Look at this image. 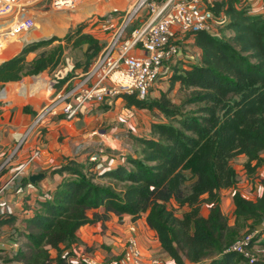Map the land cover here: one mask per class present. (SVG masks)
<instances>
[{
  "label": "trees",
  "instance_id": "obj_1",
  "mask_svg": "<svg viewBox=\"0 0 264 264\" xmlns=\"http://www.w3.org/2000/svg\"><path fill=\"white\" fill-rule=\"evenodd\" d=\"M250 1L209 4L221 19L218 32L194 34L200 61L189 68L182 63L173 66L176 75L167 79L172 83L170 91L178 86L187 93L183 106L175 107L166 95L151 101L124 96L128 108L158 110L165 121L152 123L150 135L133 137L134 153L124 156L123 164L99 173L90 158L72 159L52 171L63 180L53 198L40 202L39 210L27 220L26 245L15 262L86 264L69 262L71 253L64 256V252L77 244L83 226L100 219H90L88 212L104 208L117 217L146 215L147 225L175 264H250L228 251L239 237L221 208V193L233 189L236 221L264 222V193L256 200L245 198L237 190L233 165L239 158L247 160L251 172L264 165V13L252 12ZM83 29L81 24L63 39L26 44L19 55L0 65V82L56 70L68 46L87 47L79 65L82 73L87 72L104 45ZM259 185L264 187V179ZM203 205L209 206L207 217ZM184 209L178 218L176 212ZM259 237L264 246V229ZM51 251L57 252L56 258Z\"/></svg>",
  "mask_w": 264,
  "mask_h": 264
},
{
  "label": "crops",
  "instance_id": "obj_2",
  "mask_svg": "<svg viewBox=\"0 0 264 264\" xmlns=\"http://www.w3.org/2000/svg\"><path fill=\"white\" fill-rule=\"evenodd\" d=\"M133 4V0H79L73 9L57 10L50 5V0H43L29 9L28 14L35 20V26L19 41L22 46H6L4 50L11 51L14 58L21 53L26 44L52 38L63 39L70 30L76 29L81 24L84 26L88 24L90 35L105 45L110 33L106 35L105 40L98 38L90 26L100 24L98 21L106 15L123 14L130 10ZM249 5L252 12L264 13L263 0H251ZM120 20L121 18L117 21ZM100 27L95 28L99 30ZM131 30H128V33ZM98 32V36L106 34L104 31ZM41 33H47L49 36L39 40L33 39V36ZM2 35L1 32L0 41L4 40L5 35L11 34ZM17 36L9 41L16 40L19 38V35ZM189 36L182 37L181 50L178 56L167 65L166 72H171L170 69L173 66L181 63L184 64V68H189L190 65L200 61L201 51L194 46V37ZM186 43L195 53L193 62L188 61L189 47ZM86 50L87 47H84L79 52V49L68 46L56 70L47 71L38 76L24 77L20 81L0 82V165L12 157L0 174V254L12 253L11 251L17 254L26 245L24 234L27 232V220L39 210L40 202L53 198V192L63 180L59 174H52L53 170L72 159L87 162L90 154L96 152L95 154L100 156L96 169L99 173H103L123 164L124 155L130 154L129 152L122 154L119 141L112 137L111 132L100 139V134H104L105 128L108 127V124L103 125L110 118L112 108L120 101V98L115 99L113 103L89 105L82 110L79 117L72 121L53 120L43 131L33 132L24 140L28 128L35 121L37 112L57 92L68 90L77 82L83 70L79 65L85 61L83 53ZM72 53H81V56L77 58L72 56ZM36 55V53L32 54L30 60ZM6 61L1 62L0 65ZM137 110L151 115L147 109ZM36 151L40 152V156L26 166L29 158ZM24 167L21 175L15 181H11L14 175ZM39 174H43L44 177L36 184L30 183L29 177ZM25 179H28L27 184L23 183ZM6 215L13 217L14 220L12 222L1 220V216ZM94 216H99L100 219L83 226L78 231L77 244L64 252V256L71 253L69 262L80 263L79 258L83 253H89L88 256L98 262L115 259L123 253L126 240L134 236L146 262L160 258L161 264H175L163 252L156 232L147 225L146 215L136 219L127 215L117 217L106 214L105 209L100 208L88 212L90 219ZM104 216L106 218H103ZM131 226L136 227L135 232H131ZM51 257L56 258L57 252L51 251Z\"/></svg>",
  "mask_w": 264,
  "mask_h": 264
},
{
  "label": "built area",
  "instance_id": "obj_3",
  "mask_svg": "<svg viewBox=\"0 0 264 264\" xmlns=\"http://www.w3.org/2000/svg\"><path fill=\"white\" fill-rule=\"evenodd\" d=\"M43 0H0V20L11 24L10 33L24 35L35 26V20L28 14L29 9ZM79 0H50L57 10L76 7ZM209 0H135L132 9L123 14L112 13L98 22L102 29H111L120 18L122 25L110 32L109 41L89 70L82 73L70 89L57 92L36 114L35 121L28 128L31 133L43 131L53 120L72 121L80 116L89 105L113 103L122 96H135L144 100L156 82L166 73L167 65L178 56L182 36H193L199 32L217 33L221 19L209 9ZM144 10L148 18L138 27L128 30L133 17ZM128 33V35H127ZM128 36L127 38H125ZM40 156L36 151L26 166ZM10 157L0 165V174L10 162ZM90 162L98 163L100 156H90ZM19 170L11 181L21 175ZM131 232L136 231L131 226ZM252 240L234 243L228 251L243 256L250 264L256 259L250 252ZM250 249V250H249ZM86 264H161L160 258L146 262L142 249L134 236L126 240L123 253L114 260L98 262L83 256Z\"/></svg>",
  "mask_w": 264,
  "mask_h": 264
},
{
  "label": "rangeland",
  "instance_id": "obj_4",
  "mask_svg": "<svg viewBox=\"0 0 264 264\" xmlns=\"http://www.w3.org/2000/svg\"><path fill=\"white\" fill-rule=\"evenodd\" d=\"M135 0H133L134 3ZM221 0H210L209 2H217ZM132 9V8H130ZM95 17V16H94ZM93 17V18H94ZM148 18V14L145 13L144 10L140 11L138 14H136L131 22V26L129 30L138 28L146 19ZM6 20H0V35L1 32L3 35L5 34H11L10 33V27L11 24L6 23ZM94 19L92 20V22ZM122 25V20L118 21L117 23H114L112 25V28L107 30V29H102L101 27L99 30L95 27H99L100 24H95L92 28V31H95L96 36L101 39H106V35L110 32H113L116 30V28L120 27ZM219 27L220 26H216ZM89 25H85L83 31L85 33L91 34L88 30ZM219 28L217 30H219ZM98 31H104L106 34L98 36ZM228 34V33H227ZM2 35V36H3ZM27 34L20 35L19 38H17L14 41H9L10 39H14L18 37L17 35H5L4 41L5 43H1L0 41V57H8L6 60H9L12 58L13 53L11 51H6L4 48L6 46H22V43L19 41L26 36ZM49 36L47 33H41L33 36V39L39 40L42 39L43 37ZM37 37V38H34ZM126 36L125 38H127ZM183 37V36H182ZM109 41V39H108ZM24 42V41H23ZM37 42V41H34ZM57 44V43H56ZM186 46L189 47L188 49V61L193 62V59L195 57V53L192 51V48L190 47L189 44L186 43ZM82 49H79V52H81ZM3 55V56H2ZM72 56L79 58L81 56V53H72ZM4 60V61H6ZM187 66V65H186ZM183 67V65H181ZM172 69H170L171 71ZM176 75V72H169L164 73L159 79L155 86L150 90L149 95L147 96L146 99L149 101L151 100H159L163 97V95H166L168 99L172 101L175 107H181L183 106L187 93L180 91L178 86L175 87L174 90L170 91L172 83L171 81L169 82L167 79L171 78L174 79ZM159 98V99H158ZM120 101L114 105L112 108V114L109 116L107 121H105L104 125L108 124V127L105 128L104 134H100V139H103V135H108L112 133V137L119 141V144L121 146V151L122 154L129 152L130 154L134 153V147L135 143L133 140V137H140V136H148L150 135V130H151V125L154 122H162L165 121L163 119V116L160 114L158 110L152 111L151 115L138 111L135 108H128L127 103L125 98L123 99V96L119 99ZM195 108V107H192ZM154 121V122H153ZM111 132V133H110ZM100 144V143H99ZM92 151V150H91ZM89 151V152H91ZM88 152V153H89ZM96 152L90 154L91 156L95 154ZM126 156V154L124 155ZM264 157V155H263ZM247 160L245 158H239L236 161H234L233 165L234 168L237 171L238 175V186L237 190L241 192V194L249 199V200H256L257 197L261 196L264 193V187L260 186L261 180L264 179V165L256 168L255 172H251L247 167H246ZM256 164L253 163L252 167H255ZM254 178V180H252ZM233 197H234V190L233 189H228L225 190L221 193V208L222 211L228 221V224L232 227L235 228L238 231V241H247L248 238L253 241V246L251 247L250 252L254 256L256 260H261L264 261V246L262 244L263 237L262 236V230L264 229V222L259 225H255L252 221L249 222H237L236 217H235V206L233 202ZM186 211L184 210H178L176 212V215L178 218H182L183 213ZM209 213V206L208 205H203L202 206V214L204 216H207ZM12 253L8 252L7 254H0V264H20L18 262L14 261L15 254L13 253L14 251H11ZM14 254V255H13ZM89 254V253H88ZM87 253H83L80 255L79 261L83 259V256H88ZM110 260H114V258H111ZM75 261V260H74Z\"/></svg>",
  "mask_w": 264,
  "mask_h": 264
},
{
  "label": "water",
  "instance_id": "obj_5",
  "mask_svg": "<svg viewBox=\"0 0 264 264\" xmlns=\"http://www.w3.org/2000/svg\"><path fill=\"white\" fill-rule=\"evenodd\" d=\"M44 177L43 174H39V175H31L29 177V181L32 184H36L40 179H42Z\"/></svg>",
  "mask_w": 264,
  "mask_h": 264
}]
</instances>
